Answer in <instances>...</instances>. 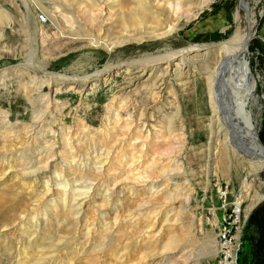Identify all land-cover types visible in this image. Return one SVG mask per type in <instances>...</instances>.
I'll return each mask as SVG.
<instances>
[{"label": "rangeland", "instance_id": "rangeland-1", "mask_svg": "<svg viewBox=\"0 0 264 264\" xmlns=\"http://www.w3.org/2000/svg\"><path fill=\"white\" fill-rule=\"evenodd\" d=\"M240 2L0 0V264H264V160L235 132L225 145L211 100L229 98ZM250 7L264 143V0ZM185 47L164 75L130 66Z\"/></svg>", "mask_w": 264, "mask_h": 264}, {"label": "bare ground", "instance_id": "bare-ground-1", "mask_svg": "<svg viewBox=\"0 0 264 264\" xmlns=\"http://www.w3.org/2000/svg\"><path fill=\"white\" fill-rule=\"evenodd\" d=\"M254 13L250 7V0H241L235 13V19L238 25L237 31L233 38L227 43L223 44L221 59L225 66L231 67L227 72V81L223 85L224 92L229 95L226 104L219 110L215 103H217L218 95L215 93L212 97V107L214 111L215 121L219 122V134L224 138L225 145L231 146L232 132H235V140L238 144H241L247 154H250L252 158H260L257 160H264V143L260 137L259 121L257 116L260 115V97L257 96L258 81L254 74L250 70L249 62L245 60L247 52L245 51L247 44L252 37V19ZM171 29H167L164 34H170ZM108 46V44H106ZM112 45H109V47ZM112 49L114 46L111 47ZM189 48L185 47L173 52H167L160 56H149L146 58H139L131 60L130 66L134 69L144 70L150 68L153 63L157 64L156 68L164 69L161 74L164 75L169 71V68L173 65L175 59L179 58L185 64L187 62V52ZM239 55L242 59H239ZM115 66L108 65L105 68V74L111 76ZM97 75H100L99 73ZM164 80V79H163ZM239 83V86L237 85ZM164 85V81H163ZM219 85H217L218 87ZM160 88V87H159ZM255 106L258 108L256 111V119H252L250 122L245 121L247 110H250L249 106ZM250 113V111H249ZM224 145V146H225ZM226 147V146H225ZM227 148V147H226ZM264 175V174H263ZM220 253L223 251V246L220 245ZM229 256L227 252L226 257Z\"/></svg>", "mask_w": 264, "mask_h": 264}, {"label": "built area", "instance_id": "built-area-1", "mask_svg": "<svg viewBox=\"0 0 264 264\" xmlns=\"http://www.w3.org/2000/svg\"><path fill=\"white\" fill-rule=\"evenodd\" d=\"M42 19L43 21L47 20L45 16H43ZM220 193L221 197L224 199L227 197L228 191L221 188ZM224 207L227 210V206ZM242 215V201L240 199H236L234 202L230 203L229 211H227L222 218L219 229V236L222 243L221 246H223V251L226 252V255L227 252H230L229 249L232 247L235 239L234 229L242 222ZM228 257L225 256L223 259H227Z\"/></svg>", "mask_w": 264, "mask_h": 264}]
</instances>
